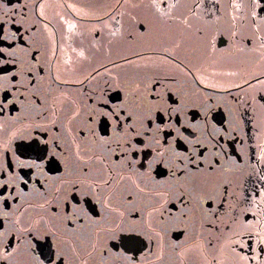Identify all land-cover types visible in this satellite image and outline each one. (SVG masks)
Wrapping results in <instances>:
<instances>
[{"label":"flooded vegetation","instance_id":"obj_1","mask_svg":"<svg viewBox=\"0 0 264 264\" xmlns=\"http://www.w3.org/2000/svg\"><path fill=\"white\" fill-rule=\"evenodd\" d=\"M153 2L156 7L151 6ZM197 2L0 0L3 35L11 37V33L18 30L17 35L25 36L28 45L23 53H18L15 64L13 58H8L9 62L2 66L5 69L0 71L31 69V78L36 84L30 86V92L38 95L36 100L22 89L10 91L8 96L0 91V102L7 96L15 103V107L4 106L0 115V164L5 162V152L11 155L18 150L23 151L24 145L33 143V137L36 142L47 139V150L56 152L51 157L55 161V171H49L44 161L40 162L43 171L17 166L16 156L11 157L12 171L29 182L25 188L16 179L20 185L15 188L17 197L21 188H25L26 194L15 202L9 201L8 208L0 206V212H9L4 219L5 235L0 236V257L5 255V242L10 239L8 232L21 237L19 243L12 239L13 248L22 251L28 247L27 238L16 231L17 219L23 229L38 226L39 235L43 236L48 225L41 218L48 217L51 226L63 232L64 226L59 218L64 214L67 198L69 205H76L79 210L87 209L97 223H87L82 231L68 233L66 240L58 241V248H54L53 242L47 238L40 239L38 244L51 249L53 259L55 252L64 253L65 264H80L81 257L87 259L88 264H100L101 247L115 245L113 251L123 248L120 233H108L102 229L111 227L121 212L127 215L131 211L124 196L126 192H132L135 207L141 210L145 219H149L151 213L154 227L162 206L167 212L170 205L176 203L177 208L189 215V219L181 223L180 213L172 209L176 219L169 222L151 246L152 254L147 256L145 264H211L213 256L219 264H225V257L230 264H264V243L260 242L264 238V196L255 195L257 191H264V110L260 108L258 99L255 111L249 109L250 115H245L244 122L237 128L236 142L233 143L227 136L221 142V145H227L225 150L229 155L227 159L221 157L223 167H218L211 174L213 183L199 199L191 201L190 210L177 200L183 181L178 182L163 166L154 172L162 181L159 184L128 175L121 180L119 173L126 170L117 168L119 187L108 200L111 211L96 202L97 199L104 200L106 189L99 196L88 198L85 203L84 192L90 191L86 185L73 192L70 184L61 185L56 179L80 175L77 148L85 160L100 152L89 129L101 135L111 132L110 122L98 114L94 113L93 122L88 123L87 113L96 103L102 106V102L107 100L111 107L126 98L128 104L143 101L153 108H164L167 103L181 101L186 114L184 119L199 121L204 109L198 105L211 97L214 102L210 115L216 118L218 127L223 117V124L231 130L235 123L229 121L237 115V109L240 113L244 111L232 100V95L242 101L264 95V76L261 75L264 73V50L260 48L264 30L254 34L250 19L241 24L240 12L232 6L240 0H199L198 7ZM244 2V15L248 17V0ZM41 11L43 16L39 15ZM168 16L172 17L170 22H166ZM30 26L35 30L26 31ZM198 29L203 30V35ZM233 32L237 33L236 37H233ZM246 36L253 38L251 47L255 51H241L245 48L243 40ZM7 43L0 42V46ZM16 45L22 46L19 40ZM33 53L34 60L31 58ZM24 79L27 82L28 78ZM157 80L161 83L155 85V93L160 99L151 101ZM244 80H248L250 87L243 86ZM236 84L241 85V90L233 87ZM4 86L5 82L0 80V89ZM21 93L23 98H20ZM77 112L79 114L74 115ZM250 117L251 124L248 123ZM249 127L251 139L245 134ZM40 128H47L48 132L45 134ZM55 128H59L60 132L57 133ZM81 128L83 136L79 135ZM53 139L60 145L59 149L54 148ZM41 147L45 145L41 144ZM253 147L254 154L251 151ZM204 155L207 160L203 170L207 171L208 161L212 159L211 148ZM34 156V153H27L21 158L31 163ZM89 168V180H99L105 174L98 161L89 163ZM34 175L42 182L45 176L53 178L46 188L34 191L38 187L32 179ZM133 181L145 189L144 193L135 191ZM58 185L60 195L57 200L41 207L50 200ZM52 207L58 209L56 219H53ZM93 207L95 212H92ZM154 208L156 212L152 211ZM245 216L248 217L247 224ZM208 224L212 226L208 227ZM160 231L157 227V232ZM110 236L113 238L110 239ZM210 238L214 241L213 247L208 246ZM236 240L240 241L239 245ZM94 245L96 253L93 255ZM8 251L11 256L6 264H23L24 257L12 249ZM245 255L247 259H241ZM103 264H113V258L104 257Z\"/></svg>","mask_w":264,"mask_h":264},{"label":"snow or ice","instance_id":"obj_2","mask_svg":"<svg viewBox=\"0 0 264 264\" xmlns=\"http://www.w3.org/2000/svg\"><path fill=\"white\" fill-rule=\"evenodd\" d=\"M152 7H156L153 2ZM199 6V0L196 4ZM233 8L240 12L241 24L246 20L250 19L251 25L253 26V32L259 33L264 30V0H248L247 8L249 9L248 17L244 15L245 2L240 0L239 3H234ZM35 7V6H34ZM41 8L43 5L40 6ZM218 10V8H217ZM39 15L43 16L41 11ZM211 20V15L208 16ZM172 20L171 16L166 17V22ZM235 20V17H233ZM259 21V23H258ZM144 25H140L143 29ZM33 27H29L26 31H34ZM201 35H203V30L198 29ZM17 32H12L11 37L3 35V22L0 21V42L8 41L4 46H0V69H5L2 67L7 64L8 58H13V64L16 63L18 59V53H23L26 49L27 42L25 36L17 35ZM131 36V34H129ZM233 37L237 36L236 32H233ZM19 40L21 47H17L16 41ZM243 43L245 45L244 49L241 51H255L252 48L253 38L244 37ZM260 48L264 50V36L261 37ZM15 49V50H13ZM55 54V53H54ZM31 58L35 59V54L31 55ZM42 71V69H41ZM264 76V73L261 74ZM25 77H27V82H25ZM31 69L27 71L20 72H9L7 70L0 71V80L5 82V86L0 89L7 96L10 91H20L29 92L33 99L38 100V95L35 92H30V86L35 85L36 81L31 78ZM58 79V77H57ZM255 79V78H253ZM259 82V81H257ZM160 81H155L152 89V95L150 96L151 101H157L160 99L159 94L155 93V85L160 84ZM244 87H250L248 80L243 81ZM213 87H215L213 85ZM233 87L239 91L241 90V85L236 84ZM231 95V93H229ZM5 99L0 102V115L3 114V107L7 105H12L15 107V103L11 99ZM23 94L21 93V97ZM257 99L260 102V108L264 110V95L257 97H252L251 100L242 101L240 97L232 95V100L244 109L243 113L239 112L237 109V115L233 117V120L229 123H235V126L229 129L228 126L223 124L224 118L220 120V125L217 126L216 118L210 115L211 104L214 102L213 98L207 97L204 102L198 105L199 108L204 109L201 113V120L197 121L195 119H184L186 115L183 109L181 101H175L172 103H167L164 108L156 106L153 108L150 104H146L143 101L133 102L128 104L127 99L118 105H113L109 107V102L104 100L102 106L100 103H96L95 107L87 113V121L91 124L94 120V113L98 114L107 121L110 122L111 132L107 135H101L94 129H89L92 133V139L98 144L100 148L99 153H93L91 156L87 157L85 160L79 154V148H77V160L80 162L81 167L79 169L80 175L76 177H68L60 180V184H70L72 186V191L76 192L82 186H87L90 191L84 192L85 203L88 202V198L92 196H99L105 189L107 193L104 196V200L101 201L97 199V203L101 204V207L105 210L111 211V205L108 200L112 193H114L119 187L116 171L117 168H121L125 171L119 173V177L122 180L125 175L129 177H136L137 179L150 181L152 183H162V181L157 179V175H154L155 169L163 166L169 169V173L172 177H175L178 182L183 181L180 184V196L177 200L180 204H183L186 209L190 210V204L193 199H199L203 194L206 193L208 187L213 183V172L217 171V168H222L221 157L227 159L228 152L225 150L227 145H221L224 141L225 136L230 138L233 143L238 139L236 135L237 128L241 126L244 122L245 115L249 114V109L255 111ZM169 100H171V95H169ZM208 105V107H205ZM79 113H74L78 115ZM251 124V117L248 121ZM34 128L39 126H33ZM40 131L47 133V128H40ZM57 133L60 132L59 128H55ZM107 131V129H105ZM251 127L246 129L245 134L249 136ZM79 135L83 136V128L79 130ZM49 141L47 139L40 140L36 142V138L33 137V143L23 146V151L14 152L11 155L5 152V162L0 164V206L4 208L9 207V201L15 202L16 199H22L25 193V188L29 181L25 180L23 176H18L17 173L12 171L13 164L11 162V157L16 156L17 166H26L29 168L43 169L41 168V161H44L49 166V171H55V161L51 159L52 156L56 155V152H49L47 150V145ZM243 143V140H241ZM41 144L45 147H41ZM53 146L55 149H59L60 145L53 139ZM211 148L212 159L208 161L207 171H204V162L207 160L205 157V152H208ZM251 151L255 152L254 147ZM27 153H34V159L31 163H26L21 157L25 156ZM262 158H264V153H262ZM98 161L103 166L104 176L99 180H89L88 175L91 171L89 168V163ZM264 176V172H262ZM7 177V178H5ZM53 177L45 176L43 182L36 175L32 177L35 184L38 186L34 188V191H40L47 187L48 182ZM16 179H19L25 186V188L20 189V194L17 197L15 193V188L20 187L16 183ZM133 187L138 193H144L145 189L140 188L138 183L133 181ZM262 188H264V183H262ZM11 189L12 191H9ZM227 193V187L224 189ZM7 193V194H5ZM60 195V186L58 185L53 191L50 200L45 201V205L41 207L48 206L55 202ZM257 196H264V191L255 192ZM124 198L129 202L131 206V211L125 215L123 212L119 214V218L111 227L102 229L108 233H120V241L123 248H115V245L111 247L105 245L100 248L101 261L103 264V258L111 256L113 258V264H145V260L148 255H151V246L155 244L156 239L161 235V232L169 225V222L176 219L173 216L172 209H175L180 213V221L189 219L187 211H183L176 207V203H172L168 208L167 212L163 210V206L159 210L160 214L158 217L156 227L153 226L151 221V213H149V219H145L141 213V210L136 208L133 201L134 195L132 192H126ZM73 199L75 197L73 196ZM247 202V197H246ZM26 203V202H25ZM79 204V201H76ZM209 206L210 203H209ZM222 206V205H221ZM57 208L52 207L51 213L53 219L57 217ZM96 209L93 207L92 212ZM156 212L157 209H153ZM9 216L8 211L0 212V236H4V219ZM46 225H48V230L43 236L39 235L40 228L30 226L27 229L20 227V221L17 219L15 221L16 231L21 233L22 237L27 238L28 247L24 250L19 248H13L12 239H16L19 243L21 237L15 236L14 232H8L7 235L10 237L5 242L3 257H0V262L6 264L8 258H10L11 253L9 249L14 252L19 253L24 257L23 264H65V255L62 252H55V259H53V251L46 248L43 245H39L38 241L42 238H47L53 242V247L58 248V241H63L67 239L68 233L73 230L82 231L87 223H97L93 216L89 213L87 209L79 210L76 205H69L67 203V198L65 199V211L62 217L59 219L63 223L64 231L60 232L56 227L51 226L48 217L41 218ZM248 217L245 216V224H247ZM39 224V221L37 222ZM127 225V227H125ZM211 227V224L207 225ZM157 227L161 230L157 232ZM219 231V229H216ZM110 239L113 237H109ZM261 243H264V238H261ZM236 244H240L239 240L235 241ZM208 246L213 247L214 241L210 238L208 240ZM37 248L39 249L37 251ZM243 249H241L242 251ZM233 252L236 251L235 248L232 249ZM96 253V247L93 246L92 254ZM139 254L138 256L136 254ZM89 259L91 256L88 257ZM241 259H247V255L241 257ZM80 264H88V260L84 257L80 258ZM211 264H219L217 258L213 256L211 258ZM225 264H230V261L225 257Z\"/></svg>","mask_w":264,"mask_h":264}]
</instances>
